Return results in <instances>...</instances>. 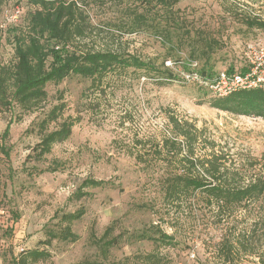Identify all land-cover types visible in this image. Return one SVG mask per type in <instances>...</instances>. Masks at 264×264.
I'll list each match as a JSON object with an SVG mask.
<instances>
[{
	"label": "rangeland",
	"instance_id": "1",
	"mask_svg": "<svg viewBox=\"0 0 264 264\" xmlns=\"http://www.w3.org/2000/svg\"><path fill=\"white\" fill-rule=\"evenodd\" d=\"M16 5L23 8L17 29L13 33L11 27H0V68L15 63L14 36L27 28V13L34 9L29 0H5L0 24H6V14ZM177 6L222 40V47L214 55L216 70H227L231 65L238 70L249 65L264 81V29L248 28L242 22L245 15L264 21V0H179ZM116 9L113 1H107L88 10L97 28L78 46L87 50L113 48L148 56L161 64L168 55L161 39L145 31H115L108 21L118 17ZM165 65L177 77L164 85L130 71L127 77H113L93 91L90 78L72 74L58 83L48 82L47 97L36 109L29 111L15 102L0 106V133L12 121L8 139L11 155L0 160V264H14L23 249L47 238V228L58 229L57 212L81 206L86 213L72 224L78 240L55 238L48 245L41 243L50 256L37 264L104 260L92 238L93 234L101 237L113 221H117L115 234L124 232V238L126 232L152 231V224L174 236L171 245L149 239L123 240L111 249L108 258L117 264H144L141 256L150 252L160 254L156 264H264V204L226 210L222 213L224 222L216 223L217 208L207 205L200 191L187 195L181 205L166 202L158 179L162 156L152 159L147 151L145 158L154 164L148 169L134 156L172 136L169 116L174 115L202 130V138L208 141L196 145V154L211 150L221 155L222 168L228 170L234 184L245 186L254 178L264 177V118L211 106L214 90L185 77L188 70H194V64L188 62L184 52L168 57ZM10 83L9 99L13 90ZM61 102L65 108L47 130L72 116L78 121L71 135L55 143L44 159L29 157L41 138L38 123ZM56 161L60 162L56 171L38 173ZM88 177L104 180L107 185L84 188L88 194L81 199L72 197ZM231 226L237 249L233 259L225 261L218 245ZM237 238L248 244L247 249Z\"/></svg>",
	"mask_w": 264,
	"mask_h": 264
},
{
	"label": "trees",
	"instance_id": "2",
	"mask_svg": "<svg viewBox=\"0 0 264 264\" xmlns=\"http://www.w3.org/2000/svg\"><path fill=\"white\" fill-rule=\"evenodd\" d=\"M4 1L0 0V14ZM107 1H113L117 12H120L117 18L108 21L115 31L127 34L145 31L159 37L167 49V58L184 52L188 62L194 64V70H188L189 73L185 77L198 76L203 81L211 82L218 79L221 72H226L229 76L250 74L255 79L258 77L253 74L255 69L249 65L238 70L233 65L227 70H216L213 60L217 50L222 47V40L214 30L197 24L195 18H190L178 7L179 0H29L34 9L27 13V28L14 36L16 61L13 65L0 68V106L15 102L26 110L36 109L47 97L45 86L48 82L58 83L72 74L90 78L92 82L89 87L93 91L113 77H127L130 71L138 77L153 78L158 85L175 79L176 74L165 65L167 58L158 64L148 56L143 57L131 52L113 48L87 50L78 46L81 40L88 37V33L97 28L92 24L88 10ZM20 22L21 20L8 24L7 28L11 27L10 30L14 33ZM242 22L248 28L264 29V21L255 16L245 15ZM9 83L13 87L11 99L7 95ZM213 97L210 105L217 109L264 118L262 80L255 86L237 87L225 95L215 94ZM64 108V102L54 105L38 123L41 138L29 157L35 160L44 159L55 143L64 141L71 135L72 128L78 121L72 116L64 119L59 127L47 130L51 122L58 120ZM169 118L172 136L166 137L162 143L152 144L151 148H144L143 144L144 151L134 154L147 169L154 166L145 158L147 151L152 159L153 156L156 159L163 157V164L155 165L161 168L158 170L161 173L158 179L168 204L181 205L187 195L200 191L204 194L207 205L217 208L216 223L220 224L224 222L222 213L226 210L233 212L234 208L241 206L264 204V177L254 178L245 186L234 184V180L229 179L228 170L222 168L221 155L215 151L211 153V150L207 154H196V145L208 141L202 138V130L188 120H181L174 115ZM11 123L12 121H9L0 133V160L9 159L11 155V146L8 144ZM206 149H209L208 146ZM59 166L60 162L56 161L55 165L41 168L38 173L56 171ZM105 183L104 180L88 177L73 192L72 197L81 199L88 194L84 188L104 187L107 185ZM85 213L84 206L74 211L57 212L59 228H47V238L39 243L48 245L55 238L78 240L79 234L73 230L72 224ZM232 227L223 234L218 245L219 255L225 261H231L233 252L237 249V242H233L235 232ZM152 228V231L126 232L127 236L124 238V232L115 234L117 221H113L101 237L97 238L93 234L95 238H92L104 260L91 259L85 264H117L115 261H108L111 249L127 239H149L159 245L174 244L172 234L165 232L158 224H152ZM237 239L247 249L248 244H243L241 238ZM40 244L23 249L14 258V264H37L47 259L50 252ZM141 260L144 264H156L161 260V256L150 252L143 254Z\"/></svg>",
	"mask_w": 264,
	"mask_h": 264
},
{
	"label": "built area",
	"instance_id": "3",
	"mask_svg": "<svg viewBox=\"0 0 264 264\" xmlns=\"http://www.w3.org/2000/svg\"><path fill=\"white\" fill-rule=\"evenodd\" d=\"M23 18V8L19 5L14 6L12 11L10 13L6 14V24L2 23L0 24L1 28L7 27L8 24L11 23H17ZM253 74H257V71L254 70ZM192 79H196L199 82H203L206 85H209L211 89H213L216 95H225L227 94L231 89L237 88V87H251L257 85L259 81L262 80L260 76H258L256 79L253 78V75H237L234 74L232 76H229L226 72H221L220 77L216 79L215 81H203L198 76H194ZM181 264V263H177Z\"/></svg>",
	"mask_w": 264,
	"mask_h": 264
}]
</instances>
